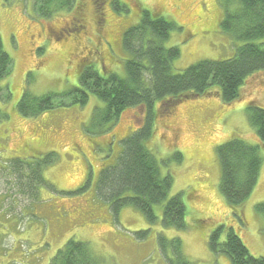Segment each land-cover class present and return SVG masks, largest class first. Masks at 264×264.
<instances>
[{"label":"rangeland","instance_id":"rangeland-1","mask_svg":"<svg viewBox=\"0 0 264 264\" xmlns=\"http://www.w3.org/2000/svg\"><path fill=\"white\" fill-rule=\"evenodd\" d=\"M84 1L83 8L77 2L70 11H57L45 18L34 13L35 0H0V37L13 63L10 74L0 81V161L36 159L51 153L56 159L43 170L48 184L40 190L37 201L25 196L16 198L13 192H7L4 181L0 183V200L4 201L0 214L3 212L5 219L7 212L11 218L0 230V264H49L69 238L87 243L97 264H170L164 250L170 251L171 258L175 256L167 245L173 238H179L182 247L181 259L176 263L229 264L226 255L210 251L208 235L219 227L225 229L220 241L232 228L249 254L264 258V219L255 210L264 203V152L260 150L263 161L254 190L234 208L226 203L219 189L216 153V147L234 135L251 145L259 143L244 109L245 101L259 100L264 104L258 98L264 97L263 74L247 82L243 99L234 104L223 105L216 98L205 97L180 103L169 116L157 120L152 136L144 143L164 172L172 175L170 196L183 194L184 231L165 229L159 222L150 224L132 207L114 213L97 196L99 172L114 163L121 150L120 141L141 125V107L125 110L116 122L101 120V126L93 113L102 104L92 94L84 106L70 105L63 99L65 106L34 117L18 113L17 102L24 93L39 97L75 87L78 81L74 63L92 59L97 69L104 64L101 56L98 60L96 15L90 1ZM112 1L128 10H116L109 2L104 6L109 27H102V45L110 48L106 32L117 37L111 42L106 65L109 73H123L127 56L119 32L123 34L137 24L142 9L161 7L162 15L180 27L165 42L168 48L180 49L179 58L173 62L176 70L202 60L225 59L231 53L226 47L231 36L219 27L223 10L218 0ZM88 39L95 43L94 50ZM91 50L94 55L85 59ZM73 53L76 59L71 58ZM35 60L41 63L36 65ZM57 104L54 102V106ZM175 152L181 154L179 162L172 157ZM159 208L154 210L160 217ZM3 219L0 216V221Z\"/></svg>","mask_w":264,"mask_h":264},{"label":"trees","instance_id":"trees-1","mask_svg":"<svg viewBox=\"0 0 264 264\" xmlns=\"http://www.w3.org/2000/svg\"><path fill=\"white\" fill-rule=\"evenodd\" d=\"M79 1L35 0L32 7L34 13L48 18L57 11H70L77 2L83 8L85 1ZM218 1L223 10L219 27L223 33L231 36L226 46L231 51L228 58L202 60L184 70L174 69L173 62L179 58L180 49L178 46L168 48L165 42L170 33L175 29L180 30V27L162 15L161 7L152 11L142 9L138 23L122 34V48L127 56L122 74L105 73L103 67L97 69L91 61L94 55L91 50V55L85 54V59L90 58V61L74 63V76L77 74L78 81L76 87L60 94L48 93L39 97L24 93L17 102L20 115L34 117L45 110L65 106L63 99L68 100L70 105L84 106L92 94L102 104L93 113L98 126H101V120L116 122L125 110L142 108L141 125L120 141L121 150L114 163L101 169L97 178V196L106 201L114 213L123 207H132L150 224L159 222L165 229L186 230L183 194L170 196L172 175L169 171L164 172L154 153L144 143L152 136L157 120L161 116H169L180 103L205 97L231 105L243 99V91L250 80L264 75V0ZM91 2L96 22L102 23L105 17L103 5L108 1ZM112 6L116 10H123L117 1H113ZM102 37L103 34H99L100 41L96 42L100 49L98 60H101V49L104 48ZM90 42L94 50L95 43ZM76 56L73 53L71 58L76 59ZM11 69L12 60L4 51L0 37V81L10 74ZM259 96L264 102V97ZM57 101L58 104L54 106ZM257 101H245L244 111L259 143L251 145L234 135L216 147L220 165L219 189L232 208L242 204L254 190L263 161L260 150L264 152V104ZM172 157L176 162L181 160L179 152ZM54 162L53 154L36 159L0 161V183L4 181L8 185L7 192H13L16 198L25 196L28 200L37 201L40 190L48 184L43 170ZM2 202L0 200V204ZM154 208L160 209V217ZM255 210L264 219V203L255 206ZM4 217L7 218V212H4ZM5 223L0 222V225ZM224 232L225 229L219 227L208 235L213 254L226 255L229 264H264V258L249 254L232 228L226 230L225 239L220 241ZM172 240L166 242L175 256L169 257L168 261L170 264H180L176 262L181 259V240ZM50 264H96V259L85 243L69 238L52 257Z\"/></svg>","mask_w":264,"mask_h":264},{"label":"flooded vegetation","instance_id":"flooded-vegetation-1","mask_svg":"<svg viewBox=\"0 0 264 264\" xmlns=\"http://www.w3.org/2000/svg\"><path fill=\"white\" fill-rule=\"evenodd\" d=\"M96 24H97V28H98L99 33H101V31L103 30L102 27L106 26V22H104V21L102 23L96 22L94 24L95 28H96ZM105 41L108 42V45L110 47V33H107ZM101 50H102L101 57H102V60L104 61V64L102 66L105 67L107 65L108 59L110 58V50L106 46H104V48H102Z\"/></svg>","mask_w":264,"mask_h":264},{"label":"crops","instance_id":"crops-1","mask_svg":"<svg viewBox=\"0 0 264 264\" xmlns=\"http://www.w3.org/2000/svg\"><path fill=\"white\" fill-rule=\"evenodd\" d=\"M66 240V237L63 238L62 243Z\"/></svg>","mask_w":264,"mask_h":264},{"label":"bare ground","instance_id":"bare-ground-1","mask_svg":"<svg viewBox=\"0 0 264 264\" xmlns=\"http://www.w3.org/2000/svg\"><path fill=\"white\" fill-rule=\"evenodd\" d=\"M48 30V29H47ZM117 30V29H116ZM41 32V31H40ZM111 32H112V30H111ZM113 33V32H112ZM117 33V32H116ZM199 53H200V51H199Z\"/></svg>","mask_w":264,"mask_h":264}]
</instances>
